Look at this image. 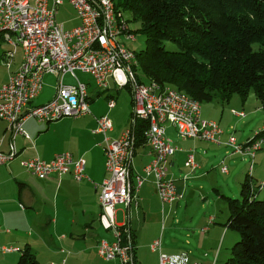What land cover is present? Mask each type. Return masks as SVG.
<instances>
[{"label":"built area","instance_id":"1","mask_svg":"<svg viewBox=\"0 0 264 264\" xmlns=\"http://www.w3.org/2000/svg\"><path fill=\"white\" fill-rule=\"evenodd\" d=\"M65 1L77 13L79 25L66 29L57 20L59 8ZM0 27H12L14 41H7L16 52V44H23V61L20 69L12 74L0 88V118L8 123L13 137L29 139L24 124L29 119L41 122H56L65 118L77 119L90 113L88 86L79 81L76 73L90 75L99 90H107L113 80L118 87L130 85L134 95L135 120L148 123L145 131L147 146L152 160L144 168V175L131 178L135 134L131 126L121 137L110 140L107 134L113 131L108 117L97 119L96 132L105 140L106 170L109 174L101 184V221L106 230L112 232L114 242L102 240L98 254L106 262L133 264L132 245H121L122 231L116 222V207H130L136 193L151 177L156 191L164 203H174L181 198L175 182L169 176L171 159L176 152L167 137L166 125L177 128L184 139H197L220 144L223 130L215 121L202 118L201 110L180 100L165 89H155L137 83L132 72V59L116 42V32L127 35L125 21L113 22L109 5L105 0H0ZM128 36V35H127ZM134 40V37H131ZM56 74L59 86L54 98L44 105L33 106L32 102L41 94L44 77ZM70 74L76 84L65 85L63 77ZM115 103L111 101L109 107ZM245 117V114H237ZM133 123V124H134ZM231 155L254 158L264 146L253 141L239 144L234 136L227 141ZM16 156L12 147L9 154L0 151V166L8 164ZM253 162V161H252ZM251 162V163H252ZM21 165L33 176L46 180L53 174L72 173L76 181L85 178L87 162L76 159L71 153L55 156L50 162L39 158L22 161ZM186 166L195 170L198 165L189 155ZM253 165H250L252 170ZM222 172L228 173L223 166ZM160 240L153 242L151 249H160ZM131 249V252H130ZM11 251L3 248V252ZM159 264H190L187 254H160Z\"/></svg>","mask_w":264,"mask_h":264},{"label":"crops","instance_id":"2","mask_svg":"<svg viewBox=\"0 0 264 264\" xmlns=\"http://www.w3.org/2000/svg\"><path fill=\"white\" fill-rule=\"evenodd\" d=\"M74 19L76 23L71 28L79 25L76 14ZM63 24L65 26V23ZM11 50L12 47L2 37L0 39V88L8 82L10 76L16 73L22 65V49L18 48L14 56L10 58L9 52ZM67 76L75 80L70 74H66L63 77V83L73 85L65 83ZM76 76L79 81L87 83L89 86L91 98L89 114L77 119L65 118L56 122H41L36 119H29L24 124L29 139H25L23 136L14 138L8 129L7 122L0 119V151L9 154L12 147L16 150V156L8 164L0 166V248L12 246L24 249L25 246L29 245L39 264H91L93 263V255L101 259L98 254L99 242L102 240L111 242L115 239L112 232L103 227L101 221V184L109 177V174L106 170L104 136L96 132L97 119L102 116L108 117L113 122L114 129L107 134V137L110 140L119 139L122 133L131 127L132 113L129 114V120L124 125H119L114 121L113 113L120 98L124 97L126 99L127 93L130 95L128 100L131 104V110L133 97L127 89L118 90L113 80L110 81V89L102 94L90 75L91 79L85 76L80 77L77 74ZM51 77L55 78V86L48 85L50 87H47L45 80L51 79ZM44 84L46 87H43L41 94L32 102L31 107L44 105L54 98L59 86L58 75L47 74L44 77ZM112 96L116 98V106L109 109L108 99ZM258 110L264 112L261 105ZM202 118L210 120L203 117V113ZM223 118L222 116V120ZM167 125L166 130L168 132ZM263 126L264 123L256 128L249 137L244 138L242 135V139H239L236 137L238 131L233 126L225 128L220 125L223 130L221 143L215 144L195 139L181 141L179 138L182 137L177 133V128L171 125L175 137L169 139L177 150L171 159L169 176L175 182L181 198L174 203L162 202L169 205L167 207L169 208L168 214L166 213L167 208L165 212L162 210L164 218L168 215L170 217L175 215L183 201L187 208L190 207L188 196L196 194L197 190L194 193H188V189L191 187L198 188V183L211 175L206 168L217 161L216 170L224 174L222 167L224 165L229 167L226 174L229 176L221 179L223 181L222 185L219 183L218 174L215 183L212 180L213 191L223 201L225 208L218 209L216 205L211 206L210 215L206 216L207 220H204L206 225L201 229L202 233L209 236L208 241L215 245L219 240L218 244L221 246L220 253L218 252L213 261H209L210 264L223 263V258L229 256L238 239L237 235L226 226L230 213L226 197L229 196L225 194V191H222V186L227 190H230L231 186L235 187L236 183L244 181L250 169V166L244 170H242V167L237 168L239 164L244 166L249 162L241 156L231 155V148L227 146V141L232 135L239 143L251 141L256 131ZM62 153H71L75 158L86 160L85 178L82 181H76L72 174H53L46 180H39L21 165L22 161L34 158L50 162L56 155ZM189 155L194 156L198 165L195 170L186 166ZM150 160H152V156L149 147L147 145L138 147L133 153L131 167L134 172L132 173L143 174V170L151 162ZM240 161L243 162L240 163ZM233 164H235L234 167ZM171 168H176L181 175L174 174ZM232 169L233 173H231ZM250 182L253 184L252 191L255 190L254 198L264 199V150L256 156ZM150 183L154 185L152 177L136 193L135 201L131 206L120 210L123 214L122 222L118 223V210L116 209V222L121 227L120 229L126 233L132 232L134 235L136 243L135 256L138 264H148L139 254L141 246L139 244L140 235L146 230L147 219L150 215L151 200L149 194L152 191L159 197L156 188L152 187ZM260 185H262L260 189H257ZM199 189L205 188L200 186ZM240 193L239 197L241 196ZM205 194L209 195L208 193ZM232 194L236 196L237 193ZM205 200L207 199L204 198L203 201ZM133 207L136 210L135 219L144 216L142 226L136 230L133 223ZM140 209H142V213L139 211ZM222 219L223 221H221ZM172 220L174 224L179 225L178 219ZM101 226L104 230H101ZM227 239L228 243L224 253L222 250ZM156 240H160L161 243L159 251L151 249L153 242ZM150 241H152L150 249L159 253V257L161 252L169 255L188 253L191 262H200L192 258L191 252L180 250H177L176 253L164 252L162 237L153 238ZM86 252L88 255L85 254ZM20 256L21 253L19 255L18 252L0 254V264H15ZM106 263L118 264L115 261Z\"/></svg>","mask_w":264,"mask_h":264},{"label":"trees","instance_id":"3","mask_svg":"<svg viewBox=\"0 0 264 264\" xmlns=\"http://www.w3.org/2000/svg\"><path fill=\"white\" fill-rule=\"evenodd\" d=\"M113 1L116 13L127 21L134 36V40L123 39L122 42L135 54L132 72L137 83L180 92L197 101L201 109L203 103L215 100L229 103L235 95L245 101L251 93L264 108V0ZM134 24L138 25L135 30L132 28ZM137 34L145 37V49L135 52L127 47L126 42H135ZM169 43L175 44L178 50L168 49ZM109 89L99 91L104 94ZM117 89L131 90L134 100L130 85L122 89L117 86ZM111 101L115 107V96L108 99V107ZM134 120L133 106L131 126L135 134V152L138 147L147 145L145 131L148 123L143 120L134 123ZM257 139H264V126L251 141ZM263 150L264 146L260 151ZM256 156H242L253 168L249 169L241 184V200L226 197L230 212L226 226L237 234L238 239L225 264H264V199L254 198L255 190L252 191L250 182ZM131 175L134 180L137 175L143 176L144 170L143 174ZM122 237L124 246L121 245H132L133 264H138L133 233L124 232ZM6 248L11 251L3 252L0 248V253H21L16 264H39L29 245L24 249ZM181 254L188 255L190 264H202L191 262L188 253Z\"/></svg>","mask_w":264,"mask_h":264},{"label":"rangeland","instance_id":"4","mask_svg":"<svg viewBox=\"0 0 264 264\" xmlns=\"http://www.w3.org/2000/svg\"><path fill=\"white\" fill-rule=\"evenodd\" d=\"M29 1L31 3H34V0H29ZM75 14L77 16V13L67 3V1H65L64 5L59 8L57 20L60 24L65 23L66 29H71V27L75 25L76 23L74 19ZM137 27H138L137 24H134L132 26L134 30L137 29ZM123 39L128 40L126 36L124 35L121 36L119 38V41L122 45H124L122 42ZM126 45L127 47H129V49L135 52L141 51L145 49V37L141 34H137L136 41L126 42ZM167 47L170 50H178L175 44L169 43ZM76 74L80 77L85 76L91 79L89 75H83L79 72H77ZM45 82L47 83L46 85L47 87H50L48 85L55 86V78L53 77H51V79L45 80ZM65 83L75 84L76 81L72 80L70 76H67L65 78ZM167 87H170V86H167ZM129 97L130 95L127 93V95L125 96L126 99H124V97L120 98V100L118 101L117 108L113 113L114 121L118 123L119 125L126 124L129 120V114L132 113L133 106L130 110L131 104H130V101L128 100ZM259 106H260V102L257 100L255 95L251 93V95L245 101H243L238 95H235L229 101V103H226V102L223 103L220 100H215L214 102H211V103H203L202 113H203V117L208 118L211 121L217 122L218 124L221 125V127L229 128L230 126H233L235 130L238 131L237 135H236V132L234 133L236 137L239 139H242V135L244 138L249 137L252 134V132L256 130V128H258L260 125L264 123V112L263 110H258ZM234 110H236L237 114H240L241 112H245L246 117L243 118L240 115H235L233 113ZM222 116L224 117L223 120H222ZM171 125L172 124L167 125L168 138L175 137V132H174L173 127H171ZM179 140L185 141V139H182V138L181 139L179 138ZM241 141H244V140H241ZM178 144H183V143H178ZM241 162L243 161H240V163ZM226 166L228 167V165ZM234 166L235 164H233V167ZM216 167H217V161L211 166H209L208 168H206L208 172L210 171L211 175L208 178L201 180L198 183V188L191 187L188 189V193H194L195 190H197L196 194L188 196V202H189L190 207L187 208V206L185 205L183 201L177 213L173 215L172 217L168 215L166 218H164L162 210L165 212L166 208L169 205L163 204L162 203L163 201L161 200V198H159L154 192L151 191V193L149 194L150 200H151L150 209H149L150 215L147 219L146 230L144 231V233L140 235L141 238H140V244H139L141 245L139 254L141 258H143V260L146 261L148 264H159V258H160L159 253L153 252L150 249V243H152V241L150 240L153 238H158V237L159 238L162 237L164 252L176 253L178 252L177 250L191 252L192 258L202 263L210 264L209 261H213L214 257L218 254V252L220 253L221 246H219L218 244L219 240L217 244L213 245L214 243L207 240L209 236L201 232L202 227L206 225L204 222L205 219L207 220L206 216L208 217L210 215L209 214L210 207L216 205L218 209L225 208L223 201H221L220 198L215 193V191H213L212 180L215 183V178L217 177V174H218L219 183L220 185H222L223 181L221 179L229 175L222 174L221 172L219 173V171L216 170ZM241 167H242V170H244L245 168L248 169L249 163L244 164V166H241V164L237 166V168L239 169ZM230 170H231V167H230ZM171 171L176 175L178 174L181 175V173L176 168H171ZM231 173H233V169ZM242 182L243 181L236 183L235 187L231 186L230 190H227V188L222 186V189H223L222 191H225V194L227 196L231 198L234 197L233 199L241 200V197H239V193L241 191ZM150 184L152 187H155L152 183ZM200 186L204 187L205 189H199ZM205 193H208L209 195ZM232 193H237V194L236 196H233ZM204 198H206L207 200L203 201ZM116 209L118 210L117 219L119 223L123 221L122 219L123 214L120 210L125 209V206L119 205L116 207ZM168 209L169 208H167V211H166L167 214H168ZM139 211L141 213L143 212L142 209H140ZM135 212L136 210L133 207L132 208L133 223H134V228L136 230L138 228L140 229V227L142 226V223L144 222V216L142 215L141 218L135 219L136 218ZM172 219H178L179 225L174 224ZM221 221H223V219ZM101 228H102L101 230H104L102 226ZM227 243H228V239L225 242L224 249L222 250V252L224 253L226 252L225 248L227 247ZM0 254H3V253H0ZM18 254L20 255V253ZM85 254L88 255L87 252ZM229 257H230V254L229 256H225V258H223V263H219V264H225V261H227ZM83 258L85 259L84 256ZM92 260H93V263L91 264H107L106 261L96 257L95 255L92 256Z\"/></svg>","mask_w":264,"mask_h":264},{"label":"bare ground","instance_id":"5","mask_svg":"<svg viewBox=\"0 0 264 264\" xmlns=\"http://www.w3.org/2000/svg\"><path fill=\"white\" fill-rule=\"evenodd\" d=\"M106 1V3L109 5V14H110V18H111V20L113 21V22H121L120 21V18H121V16L119 15V14H117L116 13V9H115V4H114V1L113 0H105ZM127 22V21H126ZM125 22V27H126V29H127V35L125 34V33H123V32H116V42H117V44H118V46L120 47V49L121 50H124L125 52H126V54L128 55V56H130L131 57V59H132V63L134 64V60H135V54L134 53H132L131 51H129V50H127L126 48H125V46L124 45H122L121 43H120V41H119V38L121 37V36H126V38L128 39V40H132L131 39V37H134L133 36V34H131L130 33V28H129V24L128 23H126ZM133 33V32H132ZM0 36H4V38L7 40V41H14V39H15V32L13 31V28L12 27H0ZM6 41V42H7ZM9 44V43H8ZM10 45V44H9ZM18 48H21L22 49V51H23V44H16V50L18 49ZM135 66V65H134ZM136 67V66H135ZM136 68H138V67H136ZM135 69V68H134ZM154 87H155V89H163V88H161L160 86H158V85H154ZM126 88V87H125ZM128 88V87H127ZM121 89H122V87H121ZM165 90H167V91H169V93H171V94H173V95H177L179 98H180V100H182V101H184L185 103H188V104H190V105H195V107L197 108V109H200V110H202L201 109V107H200V104L197 102V101H195V100H193V99H191V98H189L188 96H186V95H184V94H181L180 92H176V91H174V90H171V89H165ZM104 91V90H103ZM131 91V90H130ZM134 101V100H133ZM91 103V102H90ZM134 106V105H133ZM202 106V105H201ZM7 122V121H6ZM255 143H263L264 142V139H257V140H255L254 141ZM151 161V160H150ZM134 170V169H133ZM132 170V171H133ZM134 172V171H133ZM121 228V227H120ZM115 240V239H114ZM113 240V241H114ZM113 241H111V242H113ZM122 241H123V237H122ZM101 242V241H100ZM99 242V243H100ZM122 243V245H123V242H121ZM99 245V244H98ZM124 246V245H123ZM125 247H126V245H125ZM102 259V258H101ZM103 260V259H102Z\"/></svg>","mask_w":264,"mask_h":264}]
</instances>
